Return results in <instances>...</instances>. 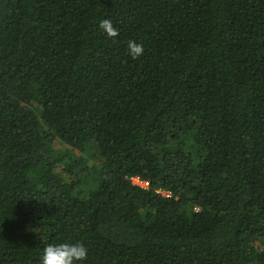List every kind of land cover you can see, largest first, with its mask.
Wrapping results in <instances>:
<instances>
[{"label": "trees", "instance_id": "1", "mask_svg": "<svg viewBox=\"0 0 264 264\" xmlns=\"http://www.w3.org/2000/svg\"><path fill=\"white\" fill-rule=\"evenodd\" d=\"M54 242L264 264V0H0V264Z\"/></svg>", "mask_w": 264, "mask_h": 264}, {"label": "clouds", "instance_id": "2", "mask_svg": "<svg viewBox=\"0 0 264 264\" xmlns=\"http://www.w3.org/2000/svg\"><path fill=\"white\" fill-rule=\"evenodd\" d=\"M99 28L109 37L117 35V29L110 19H102L99 22ZM127 50L128 55L136 59L143 55L144 47L135 40H129ZM88 255V248L82 242H54L43 249L41 264H83Z\"/></svg>", "mask_w": 264, "mask_h": 264}, {"label": "built area", "instance_id": "3", "mask_svg": "<svg viewBox=\"0 0 264 264\" xmlns=\"http://www.w3.org/2000/svg\"><path fill=\"white\" fill-rule=\"evenodd\" d=\"M130 181L134 186H137L143 190L151 189V182L149 180L141 178L140 176H133L130 178ZM155 192L157 194H161L166 198H170L172 196V193L170 191H165L163 189H156Z\"/></svg>", "mask_w": 264, "mask_h": 264}]
</instances>
